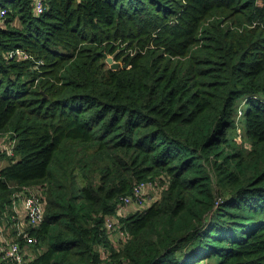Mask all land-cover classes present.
<instances>
[{
	"label": "trees",
	"instance_id": "obj_1",
	"mask_svg": "<svg viewBox=\"0 0 264 264\" xmlns=\"http://www.w3.org/2000/svg\"><path fill=\"white\" fill-rule=\"evenodd\" d=\"M45 3L0 0V208L45 186L28 264H101L105 220L146 180L161 196L118 218L111 260L264 264V0Z\"/></svg>",
	"mask_w": 264,
	"mask_h": 264
},
{
	"label": "built area",
	"instance_id": "obj_2",
	"mask_svg": "<svg viewBox=\"0 0 264 264\" xmlns=\"http://www.w3.org/2000/svg\"><path fill=\"white\" fill-rule=\"evenodd\" d=\"M32 11L35 15L43 13L46 9L45 0H30ZM7 9L0 6V26H3ZM8 59H26L28 54L22 49L15 48L6 53ZM42 63L35 62V66ZM12 132L0 134V167L3 160L13 157L15 137ZM6 158V159H5ZM163 186L152 180L141 181L133 185L131 193L125 195L117 204L113 216L105 220V229L109 234V244H98L95 249L100 255L101 264H122L121 261L111 260L109 248H117L129 239L127 231L121 228L120 217L127 215L129 207L143 210L158 200ZM45 186L41 184L14 185L10 202L0 208V261L5 264H28L33 256L31 238L27 235L28 227H37L43 220L45 211L44 200ZM143 208V209H142ZM6 234H9L8 237ZM22 240V243H21ZM24 243V244H23Z\"/></svg>",
	"mask_w": 264,
	"mask_h": 264
},
{
	"label": "water",
	"instance_id": "obj_3",
	"mask_svg": "<svg viewBox=\"0 0 264 264\" xmlns=\"http://www.w3.org/2000/svg\"><path fill=\"white\" fill-rule=\"evenodd\" d=\"M113 56L114 55H112V56H110V57H107L106 58V62H107V64L109 65V67L111 68V69H117V68H119V66H120V62L119 61H122V59H119V61H113ZM126 65L124 64V65H122V67H125Z\"/></svg>",
	"mask_w": 264,
	"mask_h": 264
},
{
	"label": "rangeland",
	"instance_id": "obj_4",
	"mask_svg": "<svg viewBox=\"0 0 264 264\" xmlns=\"http://www.w3.org/2000/svg\"><path fill=\"white\" fill-rule=\"evenodd\" d=\"M119 62L121 63L122 61H119ZM4 162H5V160H3V163H4ZM22 185H27V184H22ZM143 208L145 209V207H143ZM143 208H142V209H143ZM144 209H143V210H144ZM134 211H136L135 208L129 207V208H128V211H127V215L130 214V213H132V212H134ZM23 244H24V243H23ZM28 248H29V251H30V245L28 246ZM30 252H31V254H32V253L34 254V253H36L37 251H36V249L33 250V251H32V249H31ZM196 264H206V263H205V261H201L200 263H199V262H196Z\"/></svg>",
	"mask_w": 264,
	"mask_h": 264
},
{
	"label": "crops",
	"instance_id": "obj_5",
	"mask_svg": "<svg viewBox=\"0 0 264 264\" xmlns=\"http://www.w3.org/2000/svg\"><path fill=\"white\" fill-rule=\"evenodd\" d=\"M6 235H7L8 237H10L9 234H6ZM32 251H33V249H32ZM33 255H35V254H33Z\"/></svg>",
	"mask_w": 264,
	"mask_h": 264
}]
</instances>
